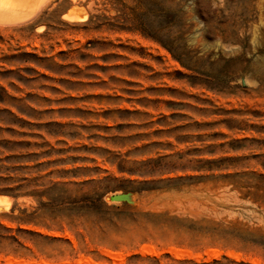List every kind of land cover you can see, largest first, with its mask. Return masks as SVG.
Wrapping results in <instances>:
<instances>
[{
  "label": "rangeland",
  "instance_id": "1",
  "mask_svg": "<svg viewBox=\"0 0 264 264\" xmlns=\"http://www.w3.org/2000/svg\"><path fill=\"white\" fill-rule=\"evenodd\" d=\"M25 2L0 11V264H264V0Z\"/></svg>",
  "mask_w": 264,
  "mask_h": 264
},
{
  "label": "bare ground",
  "instance_id": "2",
  "mask_svg": "<svg viewBox=\"0 0 264 264\" xmlns=\"http://www.w3.org/2000/svg\"><path fill=\"white\" fill-rule=\"evenodd\" d=\"M26 2V5H29V4H27V1L29 2V1H32V3H33V1H36V0H25ZM39 1H41L40 2V4L42 3V2H44L45 0H37V3H39ZM18 3V4H17ZM22 3H23V1H22ZM30 3V2H29ZM36 3V2H35ZM31 4V3H30ZM17 5H18V8H19V0H0V11H4V10H10V11H12V12H14V11H16L17 10ZM38 5V4H37ZM37 5L35 6H30L29 5V7H31V9L34 7H37ZM25 7V6H24ZM23 7V8H24ZM28 7V6H27ZM41 7V6H40ZM22 8V7H21ZM33 8V9H34ZM20 10V9H19ZM23 10V9H22ZM29 10V9H28ZM6 12V11H5ZM3 13L4 15L6 14V13ZM22 12V11H21ZM7 13H9V12H7ZM27 13V12H26ZM31 13V12H30ZM28 15H29V13H27ZM7 15V14H6ZM5 15V16H6ZM10 15V14H9ZM15 15H17V14H15ZM26 15V14H25ZM3 16V15H2ZM8 16V15H7ZM22 16H24V14H22ZM27 16V15H26ZM76 17V16H75ZM24 18V17H23ZM2 19V18H1ZM11 19V18H10ZM180 252V251H179ZM178 253V252H177ZM178 255H179V253H178ZM184 256V255H183ZM180 257V256H179ZM13 261V260H12ZM90 261V260H89ZM47 262V261H46ZM11 263V262H10ZM40 264H41V262H40ZM49 264V263H48Z\"/></svg>",
  "mask_w": 264,
  "mask_h": 264
},
{
  "label": "water",
  "instance_id": "3",
  "mask_svg": "<svg viewBox=\"0 0 264 264\" xmlns=\"http://www.w3.org/2000/svg\"><path fill=\"white\" fill-rule=\"evenodd\" d=\"M109 200L111 202H121V201H127L128 196L125 194H115L109 197Z\"/></svg>",
  "mask_w": 264,
  "mask_h": 264
}]
</instances>
